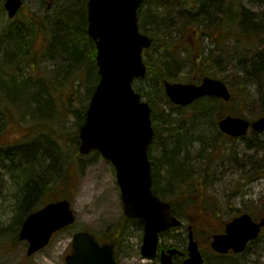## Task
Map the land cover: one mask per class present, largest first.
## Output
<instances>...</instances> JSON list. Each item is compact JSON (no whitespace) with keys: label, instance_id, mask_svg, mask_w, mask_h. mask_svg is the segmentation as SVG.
I'll return each mask as SVG.
<instances>
[{"label":"trees","instance_id":"16d2710c","mask_svg":"<svg viewBox=\"0 0 264 264\" xmlns=\"http://www.w3.org/2000/svg\"><path fill=\"white\" fill-rule=\"evenodd\" d=\"M153 1L157 3L151 7ZM67 3L58 11L54 22L47 23L36 13L24 14L0 31V97L4 90L13 94L20 107L30 114L44 115L41 123L25 126L14 111H9L8 103L0 107V167L10 174L15 187V216L9 226L14 228V245L20 241V228L32 212L59 199L72 202L83 170L85 155L78 150L74 158L69 155L70 148L80 144L79 129L64 133L48 124L56 109L51 85L47 82L38 85L32 77L17 71L22 63L36 62L35 39L43 34L46 42L42 50H47L50 56L58 54L69 71L68 83L73 82L70 94L79 93L75 82L83 70L88 73L85 79L88 98L93 93L100 76L96 43L87 32V0ZM138 15L141 30L152 38L147 53L152 50L160 54L146 60L147 76L134 82L136 90L151 104L156 132L154 145L161 149L157 160L153 145L149 151L154 190L171 203L175 215L191 221L195 218L192 223L196 237L201 240L205 234L206 242H211L212 235L222 228L215 232L208 228L206 222L216 208L200 205L206 202L199 188L206 173L203 168L199 173L193 170L187 159L195 143L202 142L203 149L217 150L221 143L234 140L219 129L218 123L226 114L244 115L235 106L237 100L245 101L248 106L256 103L260 116L264 115V0H147ZM197 38L213 45L198 50L193 44ZM187 59L195 73L192 82L205 76L220 78L229 86L232 99L226 102L219 97L205 96L186 107L172 103L165 93L164 82L174 73L171 68L183 65ZM8 85L12 93L7 91ZM163 102L169 105L168 112L161 105ZM87 108L88 104L82 103L70 109L79 128L85 122ZM13 126L21 132L19 137H9ZM93 154L99 155L97 151ZM204 157L203 154L201 158ZM196 210L198 215H194ZM241 213L238 209L235 215ZM130 223L142 228L139 221L123 216L104 235L92 233L98 240L119 245ZM263 236L264 229L249 247ZM238 255L242 254L229 256L213 252V257H205V263L235 264L232 260Z\"/></svg>","mask_w":264,"mask_h":264},{"label":"water","instance_id":"95a60500","mask_svg":"<svg viewBox=\"0 0 264 264\" xmlns=\"http://www.w3.org/2000/svg\"><path fill=\"white\" fill-rule=\"evenodd\" d=\"M146 0H88V34L97 46L100 80L91 97L86 120L80 127L82 154L99 151L116 169L121 189L124 215L143 226L141 252L147 258L157 256L160 234L181 224L173 215L170 203L153 190L152 162L148 148L154 137L151 106L135 90L133 81L145 78L147 65L143 51L152 39L140 30L138 10ZM23 0H6L9 17L17 15ZM169 99L187 106L204 96L229 101L231 92L221 79L206 76L200 83L165 82ZM221 131L231 137L246 135L251 128L264 131V115L254 121L242 116L226 115L219 122ZM71 203L62 199L48 203L31 213L20 230V239L28 241V255L46 247L53 234L75 221ZM264 228V214L255 220L248 213L234 217L225 231L213 236L211 247L220 254L230 250L241 253ZM189 256L184 264H204V256L189 226ZM68 264H119L114 243L100 244L86 230L77 231L72 240ZM177 248L162 251L163 264H174Z\"/></svg>","mask_w":264,"mask_h":264},{"label":"rangeland","instance_id":"374dc122","mask_svg":"<svg viewBox=\"0 0 264 264\" xmlns=\"http://www.w3.org/2000/svg\"><path fill=\"white\" fill-rule=\"evenodd\" d=\"M70 1L69 3L77 2V0ZM5 2L6 0H0L1 32L7 24L11 21H19L24 14L36 13L44 21L46 19L47 23L48 20L54 22V17L68 1L24 0L22 11L15 18L8 17L7 11L4 9ZM156 3L157 1H153L151 7H154ZM35 42L37 52L34 59L36 62L32 65L22 63L17 71L19 74L32 77V80L38 85L45 82L51 85L55 95L56 109L54 115L52 114L49 118L48 124L64 133H74L79 127L76 124L77 118L70 109L73 106L78 107L82 103L89 105L92 94L88 98L87 83H85L88 73L85 70L80 72V78L75 82L78 85L79 93H77V96L71 95L70 90L73 82L68 83L69 71L64 68L63 59L58 54L50 56L47 50H42V46L46 42L43 34L38 35ZM193 44L198 50L203 46L213 45L209 41H201L198 38L195 41L193 40ZM159 55L158 52L152 50L148 53L147 50L144 52L145 60ZM168 58L172 61L171 57ZM178 65L179 67L173 66L171 68L174 73L169 75L168 80L182 83L192 82L195 73L192 72L191 63L188 59L184 61L183 65ZM78 80L81 81L80 86ZM137 81L139 82V80ZM70 98L73 99L72 102ZM236 102L235 106L243 112L245 118L254 121L260 117V107L256 103L248 106L245 101L237 100ZM4 103L9 104V111H14L25 126L35 125L44 120L43 114H30L29 110L20 107L21 105L13 94L9 95L3 90L0 97V107ZM163 103L165 104L161 105L168 112L170 110L168 109L169 105L166 102ZM11 132L10 138L19 137L21 133L17 131L15 126L12 127ZM196 133L198 134L199 131L196 130ZM200 143L202 142L195 143L191 147L187 160L193 170L199 173L200 169L203 168L206 173L199 187L201 194L205 196L206 202L200 201V205L209 209L216 208V212L211 213L209 222H206L208 228L214 232L221 228L223 230L225 224L235 216L238 209L242 212L252 213L255 218L263 214L264 131H256L251 128L246 136L236 138L233 141H226V144L223 145L221 143L217 150L212 148L203 149ZM153 146L152 151L157 160V157L161 155V149L157 145ZM76 150H78V147L70 148V157L74 158L76 156ZM203 154L205 157L201 158ZM82 164L83 170L72 199L73 208L76 212L75 222L58 231L46 247L32 256L27 253V241L20 240L15 245L12 242L14 228L11 229L9 226L13 224L15 216L13 205L15 187L12 185L10 174L0 167V264H68L66 257L71 252V243L75 232L85 229L102 236L121 221L124 216V205L113 163L101 154L91 153L85 155ZM199 209L202 210V207ZM198 214L199 211L196 210L194 215ZM183 220L185 225L168 231L162 236L161 242L178 244L181 249H186L188 244L187 224L189 221L188 218ZM142 235L143 231L140 227L132 223L128 224L118 248L120 264L148 263V260L141 254ZM203 236L201 240L197 238L200 249L205 257H213L210 242H206V237ZM229 256H233V254ZM232 261H235V264H264V236L261 240L252 244L242 255L235 256Z\"/></svg>","mask_w":264,"mask_h":264},{"label":"flooded vegetation","instance_id":"af4514ba","mask_svg":"<svg viewBox=\"0 0 264 264\" xmlns=\"http://www.w3.org/2000/svg\"><path fill=\"white\" fill-rule=\"evenodd\" d=\"M101 244L104 242H100ZM171 248H177L179 251L173 255L172 259L174 264H184L185 259L188 257V250L187 248L181 249L180 245L173 244V243H166V242H160L158 253L155 259L151 261V264H163L160 258V254L162 251H168ZM115 250L118 255V245L115 247ZM146 264V263H145Z\"/></svg>","mask_w":264,"mask_h":264},{"label":"bare ground","instance_id":"6f19581e","mask_svg":"<svg viewBox=\"0 0 264 264\" xmlns=\"http://www.w3.org/2000/svg\"><path fill=\"white\" fill-rule=\"evenodd\" d=\"M55 14H56V13H55ZM55 17H56V16H55ZM55 17H54V18H55ZM9 85H11V83H10ZM9 85H8L9 88L7 87L6 89H7V91H8V89H9L10 92L12 93V91H13V90H12V87H10ZM250 121H251V120H250Z\"/></svg>","mask_w":264,"mask_h":264}]
</instances>
